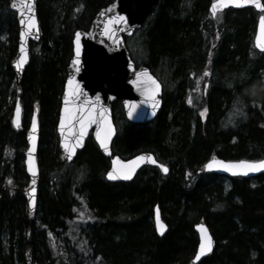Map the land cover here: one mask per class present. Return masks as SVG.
Returning <instances> with one entry per match:
<instances>
[{"label": "trees", "instance_id": "obj_1", "mask_svg": "<svg viewBox=\"0 0 264 264\" xmlns=\"http://www.w3.org/2000/svg\"><path fill=\"white\" fill-rule=\"evenodd\" d=\"M211 1L158 0L142 28L126 38L136 65L161 80L163 106L153 121L133 124L115 101L124 128L113 149L121 156L153 151L169 171L146 166L130 182H109V158L91 138L73 162L61 160L56 127L73 35L113 0H37L41 36L30 44L21 82L12 67L16 14L11 0H0V264H190L198 243L194 224L202 218L216 247L199 264H264V173L231 177L226 189L223 176L202 169L214 154L264 158V90H257L264 52L253 43L259 13L231 8L213 17ZM135 39L138 57L131 50ZM241 74L245 85L247 78L256 82L254 94L240 86ZM195 88L200 94L191 106L187 91ZM18 89L22 130L12 122ZM35 106L36 217L23 192L29 180L25 130ZM197 154L203 158L195 160ZM156 205L168 224L162 237L153 223Z\"/></svg>", "mask_w": 264, "mask_h": 264}, {"label": "water", "instance_id": "obj_2", "mask_svg": "<svg viewBox=\"0 0 264 264\" xmlns=\"http://www.w3.org/2000/svg\"><path fill=\"white\" fill-rule=\"evenodd\" d=\"M158 0H113L108 6L101 8L94 16L91 21L90 26L87 30L79 29L76 30L73 36V55L67 66V77L64 84L63 94L61 96V105L59 111V118L57 123V134L59 137V147L61 150V159L66 162H73L77 157L78 153L85 147L88 138L91 136L93 140L98 145L101 153L110 158V165L105 173V178L109 182H130L132 181L137 173L144 166H157L159 167V162L152 151H141L129 157H122L118 154H114L112 150V144L114 138L117 134L112 104L114 101H121L124 114L126 119L129 122L136 124L147 123L157 117L160 112L163 104L162 94L163 86L160 80L151 72L150 68L146 65L136 66L135 62L131 58L130 52L126 46L125 38L132 36L137 30L141 29L145 23L147 17L153 12L154 7L156 6ZM218 6V12L225 11L229 8L242 9L246 7H252L257 12L262 13L264 9H257L255 4H228L224 7L219 6V0H216ZM14 3H19V0H11L10 8L16 14V19L19 25V38L17 45V52L14 59L12 60V67L16 74L18 82H21L26 66L29 62V48L30 43L34 41H39L40 39V24L37 14V0H32V12L28 13V10L25 8L23 11L27 15H22L20 9L13 7ZM210 3L209 10L212 13ZM260 3L263 4V1L260 0ZM34 15L36 20V27L28 30L27 28V19L29 16ZM264 15L263 13L259 15ZM123 16L124 20L122 22H116L119 20V17ZM259 17L256 25V31L254 35V44L259 51L264 52V50L257 47V37L260 36L264 38V34L260 32L259 26ZM24 20L25 23H21ZM38 29V31H37ZM24 32V39L21 40V32ZM79 31V45L76 42V33ZM108 33L107 35L105 33ZM23 43L24 48L27 51L28 59L23 63L21 68H17L14 61H18L21 56V44ZM77 48L79 52L77 54ZM74 60H78L79 63H73ZM131 65V67L129 66ZM142 70H147V75L153 77L159 84V91L155 92L154 97L149 94L148 88L153 87L151 85H145L143 87H138L137 83V73H141V77L146 79ZM69 78L72 79L73 83L69 84ZM75 84L79 85L80 91L76 94L75 97L71 95L73 86ZM68 94V100H65V94ZM17 101L20 105L19 111V126L14 124L17 130L23 128L22 125V115L23 107L20 103V89L18 90ZM16 101V105H17ZM130 102H134L135 108L132 111V114L129 115ZM158 102V103H157ZM16 105L13 115L14 118H17ZM95 105V107H93ZM103 107L107 122L111 124V134L106 140H104V145L107 147L101 146V142L97 139V132L99 130L100 137L103 138L107 133V124L100 117V109ZM89 110H91L94 115L89 119ZM71 113V117L70 114ZM65 117V123L63 129L61 128V116ZM33 116L36 118V128H32V119ZM83 119L87 123V128L85 129V135L83 140L80 143V146H77L75 150L71 153L66 151L63 146L62 141L64 142H75V137L79 134L80 130V120ZM26 141L27 149L25 152V169L29 176V181L24 189V196L26 199L27 209L30 212L37 210L38 208V193H39V179H40V168L38 162V148L40 142V122H39V108L35 107L31 118L30 125L26 131ZM29 148H34L32 152V167L34 168V173L29 171L30 160H29ZM151 156L157 161L156 164H153L147 160L138 164L135 167V170L131 173L129 178H125L123 173L127 172L128 161H132L137 156ZM71 157V158H69ZM213 157L217 161H223L225 164L228 162L235 161H258L252 159H231L227 160L219 155L210 156L203 164L202 168L206 172H215L218 175L227 176V177H244V178H253L261 173H264V169H258L256 171H249L247 173H235L228 171L227 168L223 166L206 167V164ZM118 158V159H116ZM115 160V164H114ZM160 168V167H159ZM168 168V166H167ZM169 170V168H168ZM113 171L116 175L115 179L108 177L107 173ZM162 171V170H161ZM163 173H167L162 171ZM35 188L33 192L32 189ZM34 199V203L30 206L29 201ZM157 209L159 210V217L162 221L164 231L160 232L157 230V220L156 214ZM153 223L155 227V232L159 237H162L168 230V224L163 219L161 210L158 205L154 208L153 213ZM203 224L207 229V234L212 237V248L209 252L203 254L198 259L195 258V253L198 250L200 243L201 230L197 228V225ZM194 231L198 237V243L194 255L190 260V264H199L201 260L205 257L210 256L214 248L216 247V239L212 235L206 221L204 218L200 219L194 224Z\"/></svg>", "mask_w": 264, "mask_h": 264}, {"label": "snow or ice", "instance_id": "obj_3", "mask_svg": "<svg viewBox=\"0 0 264 264\" xmlns=\"http://www.w3.org/2000/svg\"><path fill=\"white\" fill-rule=\"evenodd\" d=\"M255 4V7L257 9H264V4L260 3V0H219V6L220 7H224L225 5L228 4H235V5H242V4ZM13 7H16L18 9H20L21 14L22 15H27V13H25L23 10L26 8L28 10V13L32 12V0H19V3H14ZM211 9H212V15L215 16L217 14L218 11V6H217V2L216 0H213V3L211 5ZM124 20L123 16L119 17V20L116 22H122ZM21 23H25L24 20L21 21ZM259 26H260V32L261 34H264V15H261L259 17ZM36 27V20H35V16L31 15L28 17L27 19V28L28 30H31L32 28ZM38 31V29H37ZM106 35L108 34L107 32L105 33ZM21 40L23 41L24 39V32H21ZM79 38H80V33L79 31H77L76 33V42L77 45H79ZM257 47L264 50V38H261L260 36L257 37ZM79 52V49L77 48V54ZM211 52H209V58H211ZM28 59V54L26 49L24 48L23 43L21 44V56L19 58L18 61H14V63L16 64V67L19 69L23 66V63ZM211 62V60L209 61ZM74 65L79 63L78 60H74L73 61ZM131 67V65H129ZM142 72L144 73V76L146 77V79L141 77V73H137V81H134V83H137L138 87H143L145 85H151L154 86L153 87H149L148 88V92L150 95H152L154 97L155 92L159 91V84L157 83V81L151 77L150 75H147V70H142ZM209 73V69L208 67H205V70L203 72L204 76H208ZM241 80H240V86L243 87L245 89V91H248L249 89L252 90V93L254 94L255 92V85L256 82L251 80V78H247V85H245V78L243 77V74H241ZM73 81L71 78H69V84H72ZM231 83V82H230ZM261 84H264V79H262L260 81ZM197 84H199V78L197 79ZM207 85L205 84V87ZM80 91L79 89V85L75 84L73 86L71 95L73 97L76 96V94ZM65 100H68V94H65ZM189 104L193 103V100L191 98V96H189L188 101ZM158 103V102H157ZM93 107H95V105H93ZM135 108V104L134 102H130V107H129V115L132 114V111ZM19 111H20V105L19 102L17 101V105H16V112H17V118H14L13 123L16 124L17 126H19V120H18V116H19ZM207 111V108H203L200 111V116L201 118H203L205 112ZM237 112H240V109H237ZM71 117V113L69 114ZM94 115V113L89 110V119H91V117ZM100 117L104 120V122L107 124V133L106 135L101 138L100 134H99V130L97 132V139L100 140L101 142V146L105 147V151H107V147L104 145V140H106L108 138V136L111 134V124L107 122V117L105 114V111L103 109V107H101L100 109ZM61 128L63 129V125L65 123V117L62 115L61 116ZM87 123L81 119L80 120V130H79V134L75 137V142H64L63 146L66 149V151H68L69 153L73 152L75 150V148L77 146H80L81 141L83 140V137L85 135V129L87 128ZM32 128L33 130L36 128V118L35 116H33L32 119ZM29 160H30V166H29V171L34 173V168L32 167V160L34 159L32 157V152L34 151V148H29ZM71 158V157H69ZM118 159V158H116ZM145 160L156 164L157 161L151 156V154H149L148 156H137L135 157L134 160L132 161H128L127 165H129V167L127 168V172L123 173L125 178H129L131 173L135 170V167L138 166L139 163L144 162ZM114 164H115V160H114ZM218 166H223L225 168H227L228 171L231 172H235V173H247L249 171H256L258 169H264V159L262 160H258V161H235V162H228L227 164H225L223 161H217L215 157H213L211 160L208 161V163L206 164V167L208 168H212V167H218ZM159 167L162 171L167 172L168 168L165 164L161 163L159 164ZM108 177L111 179H115L116 175H114L113 171H109L107 173ZM9 183H11V181H9ZM32 191H35V188L32 189ZM34 203V199L29 201L30 206ZM84 213H81V216H83ZM156 220H157V230L160 232L164 231V225L162 223V221L160 220L159 217V210L157 209V214H156ZM197 228L201 230V236H200V243H199V247L198 250L195 253V258H199L200 256H202L203 254L209 252L212 248V237L210 235L207 234V229L204 227L203 224L197 225ZM49 235H51V233H49ZM99 259V258H98Z\"/></svg>", "mask_w": 264, "mask_h": 264}, {"label": "rangeland", "instance_id": "obj_4", "mask_svg": "<svg viewBox=\"0 0 264 264\" xmlns=\"http://www.w3.org/2000/svg\"><path fill=\"white\" fill-rule=\"evenodd\" d=\"M137 38V37H136ZM137 43H138V41H137V39H135V43L131 46V50L133 51V53H134V56L135 57H138V51H139V49H138V45H137ZM176 92V91H175ZM178 92V91H177ZM179 92H180V90H179ZM187 94H188V97H187V99H186V102L188 101V98H189V96H191V98H192V100H193V103L192 104H189L188 102H187V104L188 105H191V106H193L194 104H195V97L194 96H197L198 94H200L199 93V89H193V90H190V91H187ZM115 121H116V123H118V129H119V126H122L123 128H124V121L123 120H120V118H119V116H118V114L117 113H115ZM193 158V157H192ZM203 157H202V155L201 154H197V156H195L194 157V159L195 160H201ZM222 181V184H223V186L226 188V189H228L229 188V185H230V180H229V178H227V177H223V179L221 180Z\"/></svg>", "mask_w": 264, "mask_h": 264}, {"label": "clouds", "instance_id": "obj_5", "mask_svg": "<svg viewBox=\"0 0 264 264\" xmlns=\"http://www.w3.org/2000/svg\"><path fill=\"white\" fill-rule=\"evenodd\" d=\"M257 88V87H256ZM257 90H264V84H259V87L257 88Z\"/></svg>", "mask_w": 264, "mask_h": 264}, {"label": "bare ground", "instance_id": "obj_6", "mask_svg": "<svg viewBox=\"0 0 264 264\" xmlns=\"http://www.w3.org/2000/svg\"><path fill=\"white\" fill-rule=\"evenodd\" d=\"M29 125H30V120H29V123H28V125H27V128L29 127ZM27 128H26V130H25V136H26Z\"/></svg>", "mask_w": 264, "mask_h": 264}, {"label": "flooded vegetation", "instance_id": "obj_7", "mask_svg": "<svg viewBox=\"0 0 264 264\" xmlns=\"http://www.w3.org/2000/svg\"><path fill=\"white\" fill-rule=\"evenodd\" d=\"M37 213H34V217H36L37 215H36Z\"/></svg>", "mask_w": 264, "mask_h": 264}]
</instances>
